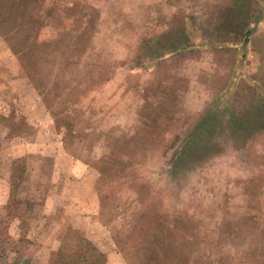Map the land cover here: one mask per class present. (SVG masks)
I'll return each mask as SVG.
<instances>
[{
	"label": "rangeland",
	"instance_id": "rangeland-1",
	"mask_svg": "<svg viewBox=\"0 0 264 264\" xmlns=\"http://www.w3.org/2000/svg\"><path fill=\"white\" fill-rule=\"evenodd\" d=\"M91 245L264 264V0H0V264Z\"/></svg>",
	"mask_w": 264,
	"mask_h": 264
},
{
	"label": "trees",
	"instance_id": "trees-1",
	"mask_svg": "<svg viewBox=\"0 0 264 264\" xmlns=\"http://www.w3.org/2000/svg\"><path fill=\"white\" fill-rule=\"evenodd\" d=\"M80 237V235H79ZM83 240V239H82ZM87 242V241H84V243ZM88 246L89 243L87 242ZM91 244V243H90ZM91 252L89 253L90 257L86 256L85 252H81V253H76L78 256L82 257L83 259L82 260H88L90 264H95L98 262V264H100V262H104V253L103 252H100L96 247L93 248V246L91 245ZM89 251V249H88ZM58 256L59 257H62V258H65L66 256H68L67 254H64L62 253V251L60 250L58 252ZM100 261V262H99Z\"/></svg>",
	"mask_w": 264,
	"mask_h": 264
}]
</instances>
